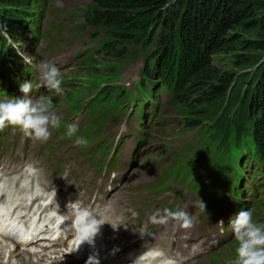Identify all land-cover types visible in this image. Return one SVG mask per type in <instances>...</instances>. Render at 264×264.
<instances>
[{
  "label": "rangeland",
  "instance_id": "374dc122",
  "mask_svg": "<svg viewBox=\"0 0 264 264\" xmlns=\"http://www.w3.org/2000/svg\"><path fill=\"white\" fill-rule=\"evenodd\" d=\"M35 2L38 8L36 9L38 16L34 18L37 31L35 35L38 37L36 38V36L27 33L26 36H23L24 40L19 39V42L14 44L12 53L21 62L22 68L26 64L29 68L35 70L34 64L39 69V65L42 63H53L58 67L61 72L63 93L61 95L54 93L47 96L52 100V110L57 112L64 107H72L67 105L73 104L76 97L84 96V98H87L94 96L96 89L105 88L106 84L128 89L132 92V99L138 95L136 83L139 80V69L145 64L146 55L151 50L149 49L146 54L147 49L144 41H132L126 45V55L122 61L113 59L112 55L105 52L109 44L101 48L103 30L94 31L93 27L86 21L87 13H91L94 8L93 0H35ZM252 10V19L244 21L241 26L229 32L238 53L253 63V68L237 72L240 77H248V79H252L251 77H255L256 74L259 75V72H255L257 70L264 72V1H253L249 11ZM94 32L97 34L94 35ZM246 43L257 46V51L255 52L253 48L249 50ZM39 55H43V58L38 64L35 58ZM215 60L219 67L227 69L232 67V61L226 54L216 56ZM119 67H121L120 70H118ZM16 81H21L19 73L4 74L0 72V102L13 98H22L19 87L14 83ZM160 90L161 88L159 87L157 91ZM240 92L241 90L237 86L233 87L228 98L232 102V108L228 109L225 108V105L221 106L219 108L220 112L215 114L213 118L210 117L208 121L191 130L185 129V124L188 120V116L185 113L186 109L167 101L169 95L164 90H161V96L158 97V101L152 102L156 111L153 107L155 112L151 114L147 123L148 126H153L154 124L157 128L147 127V131L146 128L145 130H139L140 134L137 142L140 144L136 147L129 142V136L124 135L130 129L128 124H130L135 106L127 102L131 108L129 116L122 114L118 116L117 121L114 123L109 121L107 129L113 131V137L122 134L116 150L121 147L122 152H124L117 159L121 160L122 157H126L127 162L131 160V163L126 168L128 173H132V180L139 182L140 177L147 176L146 182L151 183L160 176L156 181L157 183L154 182V185L141 187V191L144 193L141 197L146 198H141V200L147 201L150 199L151 201L152 198V200L156 201L157 205L148 206V209L153 213H156L157 210L163 212L164 208L162 206L168 204L173 211L181 210L182 208L186 209V212H189L194 220L195 228L205 225L212 229L223 228L224 225L219 220L221 217L226 218L227 214L220 212L222 202L229 201L227 209L234 208L239 204L237 199L234 198V193L238 191L237 186L234 184L230 186H225V184V188L219 186V192L212 197L208 196L207 190L209 187H206L202 191L204 196L199 194L197 197L196 191L190 192L188 188L181 185L182 181L180 179L171 182L168 181V178L180 166L183 167L182 162H187L188 157L192 154H194V157L191 158V162L195 166L193 175L196 176V179L205 177L209 180L210 177H213L206 169L207 164L210 162L211 152L208 149L201 150L198 147V140L207 137L205 130H202L203 127L208 133L212 134V138L215 135L224 136L226 129L232 126L237 130L243 128L240 123L247 122L250 116L241 117L246 115L245 112L237 113L235 111L243 97ZM83 104L82 102L80 106H83ZM144 109L145 104L138 102L137 112L142 113ZM77 113L76 111L75 115ZM80 114L82 115V113ZM57 115H64V113L60 112ZM96 126V124H93L91 128ZM131 129H134V126ZM147 133L149 134V140L142 136V134ZM82 138L86 141L85 145L90 144V147L93 146L94 150L90 153L88 150V154L82 155L81 158L86 159L92 167H97L98 159L100 158L106 161L107 155L104 152V148L107 145V140L105 141L102 136L96 135L92 131H89L88 134H83ZM153 142L154 144L150 145ZM126 146L128 150H125ZM180 155L181 158L178 157V159L182 160H179L173 168L168 169L166 172L161 170L162 175H160L158 163L163 166L173 165L177 156ZM156 157H159V159L156 160ZM234 160L233 169L230 172L231 178H227L229 175L222 176L220 182L223 183L226 179L229 182H237L238 178L241 180L243 202L252 206V212L256 213L252 217L253 222L258 226L264 227V205L258 204L264 201V165L262 163H253L252 166V162H250L247 166L249 171H253V174L258 173V176H260L253 177L252 172L249 174V171L244 168L248 162L246 158L242 159L241 162L238 158H234ZM115 165L116 169L119 170L120 163L116 162ZM205 195L207 196L205 197ZM204 198L207 204L206 211L202 212L198 205L200 199ZM162 200H164L163 203H161ZM214 215L217 216L211 218ZM176 226L178 225L176 224ZM236 247L237 241L229 235V239L217 251L191 264H234L237 258ZM23 261L26 260L24 259ZM0 264H4L2 259H0Z\"/></svg>",
  "mask_w": 264,
  "mask_h": 264
},
{
  "label": "trees",
  "instance_id": "16d2710c",
  "mask_svg": "<svg viewBox=\"0 0 264 264\" xmlns=\"http://www.w3.org/2000/svg\"><path fill=\"white\" fill-rule=\"evenodd\" d=\"M253 1L264 0H93L94 8L86 21L94 31L103 30L102 45L109 44L105 52L113 59L122 61L126 45L144 41L146 54L151 50L140 76L144 80L160 77L175 92L172 102L186 109L188 116L185 129L213 118L221 106L231 109L228 98L237 86L243 97L235 111L250 118L240 121L243 128L232 126L224 136L210 138L209 146L216 145V152L226 154L230 131L247 133L253 136L256 157L264 160V72L255 71L259 75L252 79L238 75L240 70L253 68V63L238 53L229 35L253 18V10L249 11ZM36 9L35 0H0L1 66L6 64L1 29L11 37L22 35L26 28H32ZM246 45L257 51V46ZM220 54L228 55L230 69L217 66L215 57ZM105 89L93 104L102 103L104 94L116 95Z\"/></svg>",
  "mask_w": 264,
  "mask_h": 264
},
{
  "label": "clouds",
  "instance_id": "9594fccd",
  "mask_svg": "<svg viewBox=\"0 0 264 264\" xmlns=\"http://www.w3.org/2000/svg\"><path fill=\"white\" fill-rule=\"evenodd\" d=\"M40 87L46 88L49 92L56 95L63 93L62 78L60 70L50 64L42 63L40 65ZM33 89L31 81H25L20 84L19 90L24 94L23 98H13L8 101L0 102V131L6 127H19L25 137L37 142H47L52 136L50 129L60 127V118L55 114L53 103L50 97L40 96L37 99L31 98L29 93ZM78 129V125L73 123L68 125L67 135L72 137ZM86 141L77 137L76 144L83 145ZM26 168L35 173L37 170L31 165ZM75 214L66 217L61 223L73 231L78 241L75 250H78L82 244L95 246L97 235L100 234L101 227L108 223L114 231H118L121 223H110L99 215L93 213L89 208L80 205L79 201L72 202ZM199 208L202 212L206 211L205 203L200 199ZM253 212L251 209H241L230 219L234 238L237 241L236 260L234 264H264V227L258 226L253 222ZM153 224H167L174 221L181 229H190L194 226V220L184 210H171L165 208L163 214L160 210L150 217ZM223 221H221L222 223ZM124 226V225H123ZM125 227V226H124ZM141 236L148 234L138 232ZM164 257L163 251H155L153 259ZM86 264H100L95 255L89 256ZM132 264H145V255L141 254L136 257ZM160 264H175L170 259H161Z\"/></svg>",
  "mask_w": 264,
  "mask_h": 264
},
{
  "label": "bare ground",
  "instance_id": "6f19581e",
  "mask_svg": "<svg viewBox=\"0 0 264 264\" xmlns=\"http://www.w3.org/2000/svg\"><path fill=\"white\" fill-rule=\"evenodd\" d=\"M32 10H34V9H32ZM1 34L2 35H7L8 33H6L5 31H4V29H1ZM99 47V46H98ZM97 47V48H98ZM98 51V50H97ZM100 52V51H99ZM112 191H113V189L110 191V192H105V196L106 197H108V196H110L111 194H112ZM13 205H15V204H10V208L13 206ZM118 215H119V213H116V217H118ZM106 218H108V219H112L114 216H111V215H106L105 216ZM181 241L183 242V241H185L184 239H181ZM210 256V255H209ZM22 258H24V257H22ZM0 259H2V258H0ZM26 260V261H23V260ZM24 259H19L18 261H17V263L16 264H29V263H31V262H33V259H31V258H24ZM16 261V260H15Z\"/></svg>",
  "mask_w": 264,
  "mask_h": 264
}]
</instances>
